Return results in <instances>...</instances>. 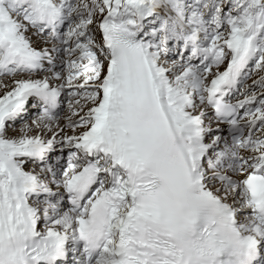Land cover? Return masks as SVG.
I'll list each match as a JSON object with an SVG mask.
<instances>
[{
	"label": "snow or ice",
	"instance_id": "snow-or-ice-1",
	"mask_svg": "<svg viewBox=\"0 0 264 264\" xmlns=\"http://www.w3.org/2000/svg\"><path fill=\"white\" fill-rule=\"evenodd\" d=\"M0 264H264V0H0Z\"/></svg>",
	"mask_w": 264,
	"mask_h": 264
}]
</instances>
